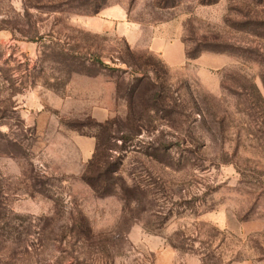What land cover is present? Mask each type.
Instances as JSON below:
<instances>
[{
    "label": "rangeland",
    "instance_id": "1",
    "mask_svg": "<svg viewBox=\"0 0 264 264\" xmlns=\"http://www.w3.org/2000/svg\"><path fill=\"white\" fill-rule=\"evenodd\" d=\"M0 264H264V0H0Z\"/></svg>",
    "mask_w": 264,
    "mask_h": 264
},
{
    "label": "trees",
    "instance_id": "2",
    "mask_svg": "<svg viewBox=\"0 0 264 264\" xmlns=\"http://www.w3.org/2000/svg\"><path fill=\"white\" fill-rule=\"evenodd\" d=\"M97 62L101 66L106 67V68H108V67L113 68V69L116 68V67H111L102 61H97ZM125 72H127V70H125ZM144 77H146V76L144 75ZM138 81L140 83H138L135 92L136 91L141 92L140 89H143L142 82H144V78L143 79L140 78V79H138ZM147 91L149 93L150 90H147ZM148 93H146V95ZM133 95H135V93ZM154 104L155 103L150 101V103H147L146 105H144V111L147 112L148 114H150L151 112H154L156 107L151 106ZM133 110H134V107H133V105H131L130 106L131 112L127 116V118H128V122L126 124V130L127 131L123 133V134L127 133V135L122 137V139H124V141L128 140L131 136L132 137L136 136L140 131L139 129L142 128V125L139 124L140 118L133 115ZM106 125H110L111 129L113 128V124L110 123V121H107ZM98 126L104 127V125L102 123H99ZM106 129H108V128H106ZM113 132H116V130H114ZM93 136L96 139L95 152H94L93 156L90 158L88 165H87L85 171L83 172L82 178L87 184H89L91 186V188L94 190V192L97 195L106 196V195L114 193L113 187L116 184L118 185V182H117L116 177H115L116 176L115 174L118 173V168L115 167L114 164L102 160L100 153H99L100 136L99 135H93ZM111 137L112 138L115 137L113 133H111ZM150 145L154 150L150 153V155H152L153 158H158L162 144L161 143L154 144L153 142H151Z\"/></svg>",
    "mask_w": 264,
    "mask_h": 264
},
{
    "label": "crops",
    "instance_id": "3",
    "mask_svg": "<svg viewBox=\"0 0 264 264\" xmlns=\"http://www.w3.org/2000/svg\"><path fill=\"white\" fill-rule=\"evenodd\" d=\"M93 150H92V152H94L95 151V148H96V139H95V137H94V139H93ZM92 154V153H91ZM90 158H91V155H90Z\"/></svg>",
    "mask_w": 264,
    "mask_h": 264
}]
</instances>
